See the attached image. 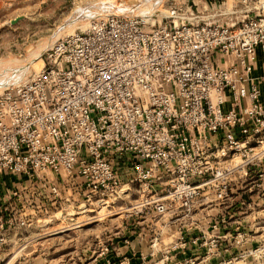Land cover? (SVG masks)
<instances>
[{
	"label": "built area",
	"instance_id": "built-area-1",
	"mask_svg": "<svg viewBox=\"0 0 264 264\" xmlns=\"http://www.w3.org/2000/svg\"><path fill=\"white\" fill-rule=\"evenodd\" d=\"M209 1L99 16L48 48L0 92V183H24L33 213L136 187L139 212L223 206L224 228L246 204L231 184H264V0Z\"/></svg>",
	"mask_w": 264,
	"mask_h": 264
},
{
	"label": "rangeland",
	"instance_id": "rangeland-1",
	"mask_svg": "<svg viewBox=\"0 0 264 264\" xmlns=\"http://www.w3.org/2000/svg\"><path fill=\"white\" fill-rule=\"evenodd\" d=\"M100 1L0 0V92L39 72L48 48L99 17L86 16L85 9ZM113 1L124 6L123 13L149 22L165 18L176 4L183 16L192 1L201 14L216 6L209 0ZM5 180L0 183V264H264L260 182H233L232 190L244 192L246 204L226 215L224 228L211 230L209 219L223 206H209L203 217L198 211L191 216L139 212L137 188L131 187L90 203L77 196L58 200L48 213L38 214L31 212L30 202H39L25 184L9 176ZM236 200L225 205L227 210ZM136 239L147 242L145 254ZM132 241L133 247H126Z\"/></svg>",
	"mask_w": 264,
	"mask_h": 264
},
{
	"label": "bare ground",
	"instance_id": "bare-ground-1",
	"mask_svg": "<svg viewBox=\"0 0 264 264\" xmlns=\"http://www.w3.org/2000/svg\"><path fill=\"white\" fill-rule=\"evenodd\" d=\"M136 1V0H135ZM138 1V0H137ZM150 1V0H149ZM158 1V0H156ZM154 1V2H156ZM131 2V1H130ZM153 2V1H152ZM159 2V1H158ZM136 3V2H135ZM134 3V5H135ZM152 4V3H151ZM91 7L86 8V16H105V14H114V15H125V14H129V13H123L124 10V6L122 4L117 5L113 0H104V1H100L99 3L97 2L95 5L93 4L90 5ZM134 7V6H133ZM140 7V6H139ZM122 10V11H121ZM143 10V9H142ZM149 11V9H147ZM126 11V10H124ZM133 11V10H132ZM145 11V10H144ZM147 12V11H146ZM80 13V12H79ZM83 15V14H82ZM81 15V16H82ZM130 15V14H129ZM132 15V14H131ZM144 16V15H143ZM149 18V17H148ZM40 61V60H39ZM34 64V63H33ZM36 65V63H35ZM37 66V65H36ZM1 71V70H0ZM3 87V86H2ZM1 89V88H0Z\"/></svg>",
	"mask_w": 264,
	"mask_h": 264
},
{
	"label": "crops",
	"instance_id": "crops-1",
	"mask_svg": "<svg viewBox=\"0 0 264 264\" xmlns=\"http://www.w3.org/2000/svg\"><path fill=\"white\" fill-rule=\"evenodd\" d=\"M205 210H202L201 212H204ZM198 215H201V217H203L204 215L202 214V213H199ZM210 220V219H209ZM201 230H203V229H201ZM134 242H136V244H137V246H139L140 245V250H141V252H142V254H145V246L147 245V242L145 241V239H142V240H140V241H138L137 239L134 241ZM134 242L132 241L131 243H130V245L129 246H126V247H133V245H134Z\"/></svg>",
	"mask_w": 264,
	"mask_h": 264
},
{
	"label": "water",
	"instance_id": "water-1",
	"mask_svg": "<svg viewBox=\"0 0 264 264\" xmlns=\"http://www.w3.org/2000/svg\"><path fill=\"white\" fill-rule=\"evenodd\" d=\"M17 21V20H14V22Z\"/></svg>",
	"mask_w": 264,
	"mask_h": 264
}]
</instances>
